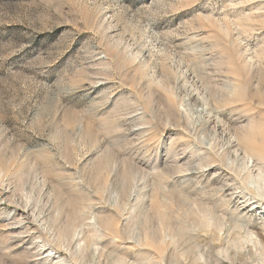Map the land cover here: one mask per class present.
I'll return each mask as SVG.
<instances>
[{
  "label": "rangeland",
  "instance_id": "1",
  "mask_svg": "<svg viewBox=\"0 0 264 264\" xmlns=\"http://www.w3.org/2000/svg\"><path fill=\"white\" fill-rule=\"evenodd\" d=\"M263 174L264 0H0V264H264Z\"/></svg>",
  "mask_w": 264,
  "mask_h": 264
},
{
  "label": "bare ground",
  "instance_id": "2",
  "mask_svg": "<svg viewBox=\"0 0 264 264\" xmlns=\"http://www.w3.org/2000/svg\"><path fill=\"white\" fill-rule=\"evenodd\" d=\"M208 109V108H207ZM211 120V119H210ZM233 138V137H232ZM231 138V139H232ZM232 143V142H231ZM232 147H235V145H233V143L231 144ZM206 147V146H205ZM211 148V147H210ZM239 148V147H238ZM214 153V152H213ZM241 154V153H240ZM215 155V154H214ZM242 158V157H241ZM244 158V157H243ZM257 163V162H256ZM254 171V170H253ZM264 175V174H263ZM259 176V175H258ZM258 179V178H257ZM252 180V179H251ZM250 180V181H251ZM255 183L257 184V180L255 181ZM258 185V184H257ZM259 186V185H258ZM234 189V188H233ZM250 195V194H249ZM256 203V202H255ZM254 203V204H255ZM30 234V233H29ZM250 235H255L254 237H256V235H258V237H261L262 238V235L261 234H258L257 232L255 233L254 231L250 234ZM245 236H246V233H245ZM252 239V238H251ZM262 239H260L261 241ZM256 243V242H255Z\"/></svg>",
  "mask_w": 264,
  "mask_h": 264
}]
</instances>
